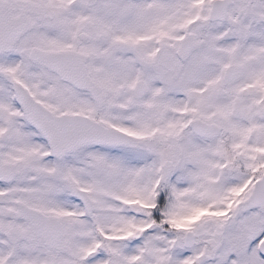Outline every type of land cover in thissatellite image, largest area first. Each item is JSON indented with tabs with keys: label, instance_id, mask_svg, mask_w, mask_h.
Segmentation results:
<instances>
[{
	"label": "snow or ice",
	"instance_id": "1",
	"mask_svg": "<svg viewBox=\"0 0 264 264\" xmlns=\"http://www.w3.org/2000/svg\"><path fill=\"white\" fill-rule=\"evenodd\" d=\"M0 264H264V0H0Z\"/></svg>",
	"mask_w": 264,
	"mask_h": 264
}]
</instances>
